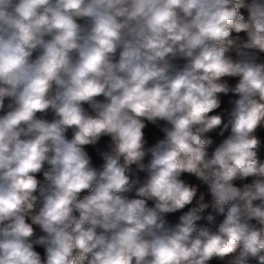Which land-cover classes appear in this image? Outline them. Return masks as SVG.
<instances>
[{
    "label": "clouds",
    "instance_id": "9594fccd",
    "mask_svg": "<svg viewBox=\"0 0 264 264\" xmlns=\"http://www.w3.org/2000/svg\"><path fill=\"white\" fill-rule=\"evenodd\" d=\"M0 264H264V0H0Z\"/></svg>",
    "mask_w": 264,
    "mask_h": 264
}]
</instances>
